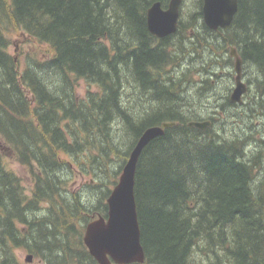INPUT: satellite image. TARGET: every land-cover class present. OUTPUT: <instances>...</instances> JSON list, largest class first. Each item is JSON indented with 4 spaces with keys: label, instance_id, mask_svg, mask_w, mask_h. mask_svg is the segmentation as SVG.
<instances>
[{
    "label": "trees",
    "instance_id": "16d2710c",
    "mask_svg": "<svg viewBox=\"0 0 264 264\" xmlns=\"http://www.w3.org/2000/svg\"><path fill=\"white\" fill-rule=\"evenodd\" d=\"M156 1L0 0V264H25L18 248L43 264H99L84 242L86 225L107 217L111 186L132 149L146 128L164 121L177 124L138 161L146 258L129 264H264V182L257 189L261 171L254 172L260 150H249V135L228 139L214 125L188 124V72L205 50L229 67L237 48L246 72L254 70L264 111V0H238L231 25L217 30L197 0L198 10L163 38L147 26ZM13 28L46 44L48 55H29L21 67L9 50ZM206 64L200 82L210 90L219 69ZM79 79L96 89L79 95ZM6 151L28 167L29 193L6 165ZM75 168L92 176L84 192L68 183Z\"/></svg>",
    "mask_w": 264,
    "mask_h": 264
},
{
    "label": "water",
    "instance_id": "95a60500",
    "mask_svg": "<svg viewBox=\"0 0 264 264\" xmlns=\"http://www.w3.org/2000/svg\"><path fill=\"white\" fill-rule=\"evenodd\" d=\"M182 0H169L166 7L162 1L154 2L147 10L149 31L160 38L175 33L179 28ZM238 11V0H203L202 13L206 25L217 30L231 25ZM235 65V88L230 101L241 103L248 90L243 81V59L235 46L231 47ZM177 121H164L160 125L146 128L127 159L119 180L107 198V217L99 215L89 221L84 232V242L90 254L99 264L143 263L146 253L141 242V228L138 219L135 196V180L140 155L147 144L165 129L175 126ZM205 129L211 121L192 120L188 123ZM33 255L27 257L32 260Z\"/></svg>",
    "mask_w": 264,
    "mask_h": 264
},
{
    "label": "rangeland",
    "instance_id": "374dc122",
    "mask_svg": "<svg viewBox=\"0 0 264 264\" xmlns=\"http://www.w3.org/2000/svg\"><path fill=\"white\" fill-rule=\"evenodd\" d=\"M197 6V0H183L180 17L187 20L192 12L198 10ZM13 30L14 31L8 32L10 38L9 50L20 59L21 67L26 65L27 56L29 55L42 58L48 55L49 47L46 44L32 41L25 33L16 31L14 28ZM211 54L212 53L205 50V52H203L204 60H202V56L196 55L192 63V71L188 72H192V81H190L192 82V92L187 89V91L192 94V120H199V118H201L199 121H211V125L208 127L214 125L213 129L219 131L221 136L228 139L249 135L251 138L248 140L249 150L257 152L255 149H258L261 155L259 162L254 165V172L258 173V171H261V175H258L255 180V186L259 189L264 182V111L257 103V99H255L257 80L254 77V70L248 68V72H246L245 67H243V81L247 83L248 79L250 82V89L244 94L246 95L245 103H233L231 101L230 103L227 100V96H229L230 100V94L235 88V65L231 64L228 67V62L224 59L214 64ZM208 61L209 64H206ZM205 64L208 70L217 72L219 69L218 80L210 90L209 86L211 85L201 86L200 82L202 77L206 78V70L202 69V66ZM230 71L233 72V75L230 74ZM201 74L203 75L201 76ZM210 76L211 72L209 71L207 72V78ZM88 89L94 90L96 86L94 84H89L84 79H79L77 81V93L79 95L85 96ZM262 99H264V95ZM194 117L196 118L194 119ZM4 159L6 165L20 176L26 187V192L29 193L32 188L33 179L28 167L18 162L11 151H6ZM81 170L80 168H75L72 173L74 177H70L68 183L72 189H80L83 191L85 188L84 185L92 176L86 175L85 173L82 174L83 172H81ZM261 179L262 181H260ZM114 186H111L112 189ZM85 193L88 192L86 191ZM15 252L18 259L25 264H43L42 259L35 257L27 249L18 248ZM30 254L33 255L32 260L27 261V257Z\"/></svg>",
    "mask_w": 264,
    "mask_h": 264
},
{
    "label": "flooded vegetation",
    "instance_id": "af4514ba",
    "mask_svg": "<svg viewBox=\"0 0 264 264\" xmlns=\"http://www.w3.org/2000/svg\"><path fill=\"white\" fill-rule=\"evenodd\" d=\"M247 83H248V85H249V87H248V91H249V89H250V82H249V80H248V79H247ZM248 91H247V92H248ZM245 96H246V95H244V96H243V101H242V104H244V103H245ZM230 103H231V102H230Z\"/></svg>",
    "mask_w": 264,
    "mask_h": 264
}]
</instances>
